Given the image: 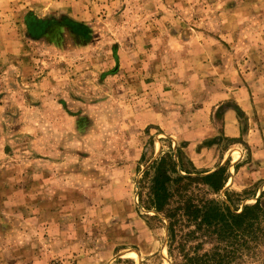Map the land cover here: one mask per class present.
Instances as JSON below:
<instances>
[{
  "label": "rangeland",
  "instance_id": "374dc122",
  "mask_svg": "<svg viewBox=\"0 0 264 264\" xmlns=\"http://www.w3.org/2000/svg\"><path fill=\"white\" fill-rule=\"evenodd\" d=\"M0 141V193L36 171L44 191L49 170L61 195L36 264H264V0H0ZM219 170V191L179 197L180 175ZM189 200L262 207L233 237L183 216Z\"/></svg>",
  "mask_w": 264,
  "mask_h": 264
},
{
  "label": "crops",
  "instance_id": "0c3cea01",
  "mask_svg": "<svg viewBox=\"0 0 264 264\" xmlns=\"http://www.w3.org/2000/svg\"><path fill=\"white\" fill-rule=\"evenodd\" d=\"M176 5L179 6L181 3L178 2ZM62 96L61 93L59 95H53V93L49 92L45 97L46 99L52 98L57 101L59 100L63 105L65 99H62ZM230 99L240 102L238 97L229 95L227 91L222 93L221 101ZM239 105L242 106L241 103H239ZM243 106H245V104H243ZM232 114L231 111L227 112V120L229 119V121H232ZM228 124L230 125V122H228ZM228 124L225 126L226 131L228 129ZM230 132L233 136H236L234 128H230ZM4 146L5 144L0 141L1 158L4 156ZM41 171L42 173L39 172L40 174L38 177L39 179L41 178L40 182H43L44 191H35L31 189V186L34 185L33 183L39 181L37 178H33L37 171L35 174H32V172L28 173L29 183L27 186L21 184V181L18 179L22 177L21 175L19 177L12 176L15 178V181L5 180L7 181L6 188L4 189L6 193H0V199L5 197L7 199H13L16 202L25 200L30 201L31 199L33 204L29 206L20 205V207H3L7 209L0 210V264H36V262L44 259L43 253L45 252H40L39 250L41 240H46L47 243L52 246V237L49 236L50 232L48 234L44 233V231L50 230L47 228L50 225V218L46 216L58 213L59 207L56 206V203L59 199L58 197L61 195H58L56 191L46 189V184L50 181L52 174L49 173V170ZM46 173L50 174V178ZM30 177L32 179H30ZM36 200H38L37 204L34 202ZM32 201L29 203H32ZM21 214L25 216L22 218L20 217Z\"/></svg>",
  "mask_w": 264,
  "mask_h": 264
},
{
  "label": "trees",
  "instance_id": "16d2710c",
  "mask_svg": "<svg viewBox=\"0 0 264 264\" xmlns=\"http://www.w3.org/2000/svg\"><path fill=\"white\" fill-rule=\"evenodd\" d=\"M222 171L223 170H219L204 177L180 175L175 180L179 182V197L182 199L186 197V195H183L180 190L183 189L185 191L186 188L188 189L189 185H192V183H200L205 186L208 185L213 190L219 191L223 187L225 181ZM157 173L158 174L155 178L154 196L155 209L159 212L164 210L167 200L173 198V193H170L169 186L167 185V183L170 182V177H166L162 169H159ZM205 202L207 203H204L203 205H195L189 200L180 205L178 209H182V215L189 220H194L198 227L201 228L205 226L207 229L213 228L214 231L219 230V233L223 228L225 233L227 230L230 234H233V237H236V234L245 236L244 229H249V227L255 222L258 217L255 212L262 207L258 201L255 205H246L240 213H235L232 212L228 206L222 207L214 201ZM208 259V254L201 257H190L186 264H210Z\"/></svg>",
  "mask_w": 264,
  "mask_h": 264
}]
</instances>
